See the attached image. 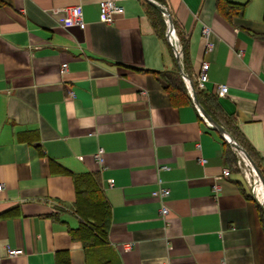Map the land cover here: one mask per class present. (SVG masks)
<instances>
[{
    "label": "crops",
    "instance_id": "crops-1",
    "mask_svg": "<svg viewBox=\"0 0 264 264\" xmlns=\"http://www.w3.org/2000/svg\"><path fill=\"white\" fill-rule=\"evenodd\" d=\"M100 1L0 0V264H56L61 250L71 264H264L260 201L246 174L162 76L184 73V35L189 79L197 86L209 62L197 88L217 96L218 122L264 168V0H231L247 2L232 18L217 0H114L124 11L111 23ZM75 4L84 28L53 11ZM149 4L161 6L163 30ZM83 172L99 174L110 205L108 242L87 252L69 232L80 223L73 174ZM8 247L24 252L8 256Z\"/></svg>",
    "mask_w": 264,
    "mask_h": 264
},
{
    "label": "trees",
    "instance_id": "trees-1",
    "mask_svg": "<svg viewBox=\"0 0 264 264\" xmlns=\"http://www.w3.org/2000/svg\"><path fill=\"white\" fill-rule=\"evenodd\" d=\"M158 3L163 4L164 0H156ZM247 2H235L231 0H217L216 5L219 12L223 13L227 18H232L234 15H243ZM149 9L154 13L155 25L161 26V30L165 28V22L162 15V8L158 4H149ZM150 12V11H149ZM182 44L183 52V68L184 74L190 77L189 64L187 61V46L188 38L184 35L179 36ZM162 76L165 79L166 86L170 92L173 101H192L186 86L185 80L181 73L175 71H165ZM194 90L198 101L206 112L213 117L217 122L216 116L218 111L221 110L220 103L218 102L215 94L205 93L202 89H198L196 83H194ZM227 124H232V119L228 118ZM219 124L221 122H218ZM233 137L241 144L256 164L257 168L261 172L264 178V168L260 163V159L255 152L244 143L240 142L237 138L234 130ZM28 131H21L19 133H25ZM224 150L226 147L227 159L233 164L236 161V152L233 150L229 142L223 141ZM64 168V167H63ZM65 169V168H64ZM66 170V169H65ZM76 199L74 202V210L80 218V223L75 228H69V232L72 238H75L82 242L85 252L96 249L105 245L108 242V230L110 226V205L105 196L100 183L99 174L96 172H83L73 174ZM252 198L251 195L247 194ZM254 200V198H252ZM257 210L259 218L264 229V206L257 203ZM56 264H71L70 254L66 250L58 251L56 254ZM92 264H109V261L100 260V262Z\"/></svg>",
    "mask_w": 264,
    "mask_h": 264
},
{
    "label": "built area",
    "instance_id": "built-area-1",
    "mask_svg": "<svg viewBox=\"0 0 264 264\" xmlns=\"http://www.w3.org/2000/svg\"><path fill=\"white\" fill-rule=\"evenodd\" d=\"M58 10H60L64 13V17L62 19V25L63 26H65V27L79 26L80 28L85 27V21H84V17H83V8L80 4L69 5V6H65L62 8L53 9V11H58ZM99 10H100L101 21H103L105 23H111L113 21L115 15L118 13H122L124 11V8L122 5L118 4L114 0H101L99 3ZM203 33L206 36L209 35L210 27L208 25L203 26ZM168 39L175 46V48L179 49V45H178L179 39H178V36H177L173 26H170L168 29ZM211 47H212V43L208 42V48H211ZM238 53L242 54V50H239ZM66 65H67L66 63L63 64L62 70L65 69ZM208 68H209V62L203 61L202 65H201V70H200L199 75H198V82H197L198 87L204 86V83L208 78V75H207ZM183 78L185 80L188 91H189L191 98L193 100L192 90L190 87V79L187 75L183 76ZM216 90H217L218 94L223 95V94L227 93L228 86L226 84H218ZM197 108L199 109L198 106H197ZM199 111H200V109H199ZM202 116L207 120V118L203 114H202ZM101 153H102V149L100 148L98 150V152L96 153V157L99 161L102 160ZM253 171L255 173V177H254V183H253V185H251L252 191L256 194L259 201L264 204V197H262L261 193L258 190L259 184L263 185V183H262L258 173L254 169H253ZM229 174H230L229 168H227V167L223 168L222 176L227 177V176H229ZM245 177L248 178L247 174L245 175ZM2 188H3V185L1 184L0 189H2ZM218 190H219L218 184L217 183L213 184V192L216 193V192H218ZM161 212L163 214H166L168 212V206L163 204L161 207ZM126 247L129 248L130 243H128ZM23 252H24L23 248H20V247H8L7 248V255L8 256L19 255V254H22Z\"/></svg>",
    "mask_w": 264,
    "mask_h": 264
},
{
    "label": "water",
    "instance_id": "water-1",
    "mask_svg": "<svg viewBox=\"0 0 264 264\" xmlns=\"http://www.w3.org/2000/svg\"><path fill=\"white\" fill-rule=\"evenodd\" d=\"M169 23L170 25H172V20L171 17H168ZM180 72L183 74V76H186L182 69L180 68ZM190 87L192 90V96H193V101L194 103L199 107L201 113L207 118V120L210 122L211 126H213L214 128H216L218 130V132L239 152L243 153L248 160L250 161L252 167L254 168V170L258 173V175L260 176V179L264 185V178L261 174V172L258 170L256 164L254 163V161L250 158V156L247 154L246 150L239 145L233 138L232 136H230V134H228V132L225 130V128L219 124L215 119H213L207 112L206 110L202 107V105L200 104V102L198 101V98L196 96L195 90H194V85L192 83V81L190 80Z\"/></svg>",
    "mask_w": 264,
    "mask_h": 264
},
{
    "label": "rangeland",
    "instance_id": "rangeland-1",
    "mask_svg": "<svg viewBox=\"0 0 264 264\" xmlns=\"http://www.w3.org/2000/svg\"><path fill=\"white\" fill-rule=\"evenodd\" d=\"M235 152H236V155H237L239 160L235 161L233 163L232 167H234V168L238 167L239 170H242L244 174H247L248 178L247 177H245V178L249 181V183H251V185H253L254 177H255V173L253 171L254 168L252 167L249 160L247 159V157L244 154L238 152L237 150ZM258 190H259V186H258ZM253 194H255V193H253ZM256 199H257V197H256ZM261 205L264 206L263 203H261Z\"/></svg>",
    "mask_w": 264,
    "mask_h": 264
},
{
    "label": "bare ground",
    "instance_id": "bare-ground-1",
    "mask_svg": "<svg viewBox=\"0 0 264 264\" xmlns=\"http://www.w3.org/2000/svg\"><path fill=\"white\" fill-rule=\"evenodd\" d=\"M259 191L261 192L262 197H264V185H259Z\"/></svg>",
    "mask_w": 264,
    "mask_h": 264
}]
</instances>
